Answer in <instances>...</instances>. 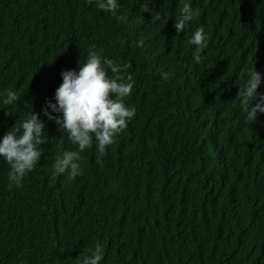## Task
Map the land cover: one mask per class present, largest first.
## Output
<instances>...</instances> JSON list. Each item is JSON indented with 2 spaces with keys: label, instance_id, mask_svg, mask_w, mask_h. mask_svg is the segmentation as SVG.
<instances>
[{
  "label": "trees",
  "instance_id": "16d2710c",
  "mask_svg": "<svg viewBox=\"0 0 264 264\" xmlns=\"http://www.w3.org/2000/svg\"><path fill=\"white\" fill-rule=\"evenodd\" d=\"M192 3L201 15L178 33L179 0H121L115 15L87 0H0V138L30 112L45 124L22 187L0 158V264H78L97 244L101 264H264V114L250 124L236 100L249 67L264 73V0ZM200 25L211 39L197 64L187 41ZM92 45L132 65L137 114L70 178L54 163L79 149L42 109Z\"/></svg>",
  "mask_w": 264,
  "mask_h": 264
},
{
  "label": "clouds",
  "instance_id": "9594fccd",
  "mask_svg": "<svg viewBox=\"0 0 264 264\" xmlns=\"http://www.w3.org/2000/svg\"><path fill=\"white\" fill-rule=\"evenodd\" d=\"M102 11L113 15L121 7V0H87ZM182 7L176 15L175 28L178 33L185 32L193 22L200 17L202 9L194 7L192 0H179ZM146 8L145 11H150ZM210 34L200 25L192 32L187 43L193 46V60L202 63L205 50L208 48ZM130 63L122 64L108 56L100 54L92 45L83 63L77 69L63 70L62 83L55 90L53 99L46 100L42 109L43 115L67 133L69 141L78 147L79 151H64L54 163L57 175L67 173L70 178L83 175L81 155L85 149L95 142L97 151L105 154L119 134L123 133L137 114L133 105L125 102L136 85L133 75L128 71ZM109 70L111 75H109ZM247 79L240 86L236 100L244 114L245 121L256 123L264 114V91H258L264 84V73L249 67ZM163 79L168 78L167 72H162ZM19 100L16 91L9 90L2 103L14 106ZM6 108V107H5ZM45 124L40 114L30 112L19 125L13 127L0 138V158L10 165L8 174L9 186L22 187L23 179L34 170L44 149L42 137L45 134ZM83 259H77L78 264H101L104 259V249L97 244L82 254Z\"/></svg>",
  "mask_w": 264,
  "mask_h": 264
}]
</instances>
